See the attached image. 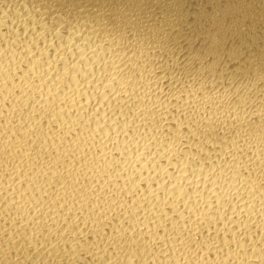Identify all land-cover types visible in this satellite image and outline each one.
<instances>
[{"label":"clouds","instance_id":"clouds-1","mask_svg":"<svg viewBox=\"0 0 264 264\" xmlns=\"http://www.w3.org/2000/svg\"><path fill=\"white\" fill-rule=\"evenodd\" d=\"M0 264H264V0H0Z\"/></svg>","mask_w":264,"mask_h":264}]
</instances>
